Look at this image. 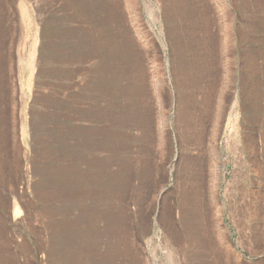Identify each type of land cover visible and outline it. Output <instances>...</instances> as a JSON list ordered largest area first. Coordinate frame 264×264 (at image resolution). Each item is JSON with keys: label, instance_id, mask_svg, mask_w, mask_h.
I'll use <instances>...</instances> for the list:
<instances>
[{"label": "rangeland", "instance_id": "374dc122", "mask_svg": "<svg viewBox=\"0 0 264 264\" xmlns=\"http://www.w3.org/2000/svg\"><path fill=\"white\" fill-rule=\"evenodd\" d=\"M0 264H264V0H0Z\"/></svg>", "mask_w": 264, "mask_h": 264}]
</instances>
